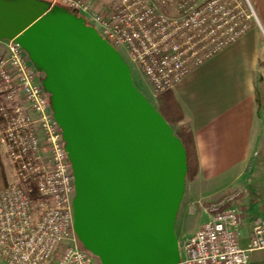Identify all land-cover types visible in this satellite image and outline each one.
Returning <instances> with one entry per match:
<instances>
[{"label":"water","instance_id":"water-1","mask_svg":"<svg viewBox=\"0 0 264 264\" xmlns=\"http://www.w3.org/2000/svg\"><path fill=\"white\" fill-rule=\"evenodd\" d=\"M0 41L27 53L72 166L74 231L98 264H181L187 151L120 52L49 0H0Z\"/></svg>","mask_w":264,"mask_h":264},{"label":"built area","instance_id":"built-area-1","mask_svg":"<svg viewBox=\"0 0 264 264\" xmlns=\"http://www.w3.org/2000/svg\"><path fill=\"white\" fill-rule=\"evenodd\" d=\"M78 12L147 79L158 96L234 43L256 15L240 0H117L108 9L84 0H49ZM249 2V1H248ZM0 53V145L14 177L0 189V260L6 264H98L74 231L75 183L62 130L42 74L24 49ZM237 207L212 212L181 250V264H249L264 250V214L241 246Z\"/></svg>","mask_w":264,"mask_h":264},{"label":"crops","instance_id":"crops-1","mask_svg":"<svg viewBox=\"0 0 264 264\" xmlns=\"http://www.w3.org/2000/svg\"><path fill=\"white\" fill-rule=\"evenodd\" d=\"M84 1L108 9L117 0ZM250 2L257 21L251 29L172 90L194 133L199 158L198 173L186 182L185 193L190 184L196 185L204 205L239 194L229 207L244 216L242 247L255 220L264 214V45L258 29L264 28V0ZM5 45L0 41L3 50ZM13 177V166L0 145V189ZM249 264H264V250L253 252Z\"/></svg>","mask_w":264,"mask_h":264},{"label":"rangeland","instance_id":"rangeland-1","mask_svg":"<svg viewBox=\"0 0 264 264\" xmlns=\"http://www.w3.org/2000/svg\"><path fill=\"white\" fill-rule=\"evenodd\" d=\"M249 1V2H248ZM240 3L244 6L247 13H251V2L250 0H240ZM252 24L255 23V20H251ZM257 22V21H256ZM90 23V22H89ZM263 38L264 45V28L258 26ZM3 51V47H0V53ZM120 54L122 55L125 62H127L131 68L132 76L134 79L135 85L143 92L145 96L154 104L155 107H159L158 96H155L152 93L150 85L143 75V73L134 66L127 58L125 51L119 49ZM177 128H175V131ZM11 162V161H10ZM12 164V163H11ZM13 166V165H12ZM14 169V168H13ZM192 179L187 177V181L191 182ZM200 190L196 185H189L187 192L184 194L181 207L178 213L176 221V234L180 243L181 249L184 246V243L188 237H190L203 223L209 220V214L205 209L203 200H201L202 195L200 196ZM205 201V200H204ZM209 201V200H206ZM233 205V204H232ZM257 254V253H256ZM98 263V260H96ZM0 264H6L3 260H0Z\"/></svg>","mask_w":264,"mask_h":264},{"label":"trees","instance_id":"trees-1","mask_svg":"<svg viewBox=\"0 0 264 264\" xmlns=\"http://www.w3.org/2000/svg\"><path fill=\"white\" fill-rule=\"evenodd\" d=\"M159 111L171 124L175 133L181 139L187 151L188 174L187 177L194 179L199 170V158L194 133L186 122L185 111L174 91L169 90L158 95ZM239 194L232 192L218 199L216 202L206 203L205 208L210 213L228 208Z\"/></svg>","mask_w":264,"mask_h":264}]
</instances>
